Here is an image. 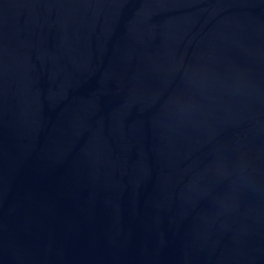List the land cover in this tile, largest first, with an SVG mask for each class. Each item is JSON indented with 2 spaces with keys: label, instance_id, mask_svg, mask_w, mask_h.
<instances>
[{
  "label": "water",
  "instance_id": "1",
  "mask_svg": "<svg viewBox=\"0 0 264 264\" xmlns=\"http://www.w3.org/2000/svg\"><path fill=\"white\" fill-rule=\"evenodd\" d=\"M0 264H264V0H0Z\"/></svg>",
  "mask_w": 264,
  "mask_h": 264
}]
</instances>
